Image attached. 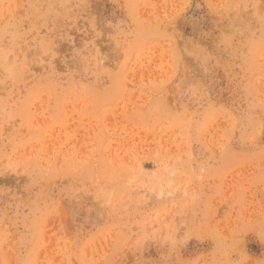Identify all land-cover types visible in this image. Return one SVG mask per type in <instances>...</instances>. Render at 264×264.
I'll use <instances>...</instances> for the list:
<instances>
[{
  "label": "rangeland",
  "instance_id": "374dc122",
  "mask_svg": "<svg viewBox=\"0 0 264 264\" xmlns=\"http://www.w3.org/2000/svg\"><path fill=\"white\" fill-rule=\"evenodd\" d=\"M263 1L0 0V264H264Z\"/></svg>",
  "mask_w": 264,
  "mask_h": 264
},
{
  "label": "bare ground",
  "instance_id": "6f19581e",
  "mask_svg": "<svg viewBox=\"0 0 264 264\" xmlns=\"http://www.w3.org/2000/svg\"><path fill=\"white\" fill-rule=\"evenodd\" d=\"M101 1V0H100ZM264 2V1H263ZM33 7H35V6H33ZM197 8L199 9V7H196V10H197ZM264 13V12H263ZM235 14V13H234ZM232 17V16H231ZM97 19V18H96ZM192 19V18H191ZM109 63V62H108Z\"/></svg>",
  "mask_w": 264,
  "mask_h": 264
}]
</instances>
